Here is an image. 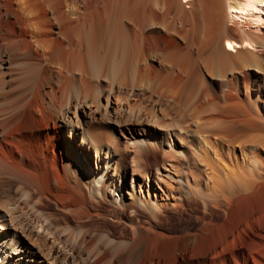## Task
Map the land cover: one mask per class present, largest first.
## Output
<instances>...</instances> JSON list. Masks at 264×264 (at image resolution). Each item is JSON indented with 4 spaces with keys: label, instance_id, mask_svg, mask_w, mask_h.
Listing matches in <instances>:
<instances>
[{
    "label": "bare ground",
    "instance_id": "obj_1",
    "mask_svg": "<svg viewBox=\"0 0 264 264\" xmlns=\"http://www.w3.org/2000/svg\"><path fill=\"white\" fill-rule=\"evenodd\" d=\"M231 2L0 0V264H264V0Z\"/></svg>",
    "mask_w": 264,
    "mask_h": 264
},
{
    "label": "rangeland",
    "instance_id": "obj_2",
    "mask_svg": "<svg viewBox=\"0 0 264 264\" xmlns=\"http://www.w3.org/2000/svg\"><path fill=\"white\" fill-rule=\"evenodd\" d=\"M231 1L234 2V1H240V0H231ZM182 2L188 3V0H182ZM232 13L234 14L235 12L232 11ZM255 13L256 14L260 13L261 15L260 16L261 23L260 25H258L260 29L259 33H257L255 30L256 24L254 22H251L250 19L249 20L247 19L248 13H244V16L240 17L239 19L233 17L230 23V25L232 26L230 25L228 26L236 29L240 39H248V37H250L251 39L252 37L251 40L257 41V43L261 44L262 42L257 38V34L264 36V5L261 6V8H257ZM256 51L258 52L257 57L262 61V64H264V48L256 49ZM248 52L250 54V51ZM263 69H264V65H263ZM234 76L240 79V76H238L237 74ZM244 76H245L247 87L250 86L252 88V97L249 100L250 103L253 102L257 106H259L261 109L264 110V72L261 74H256L252 70V72L251 71L244 72ZM213 89L215 90V86H213ZM243 94H244V91L242 89V95Z\"/></svg>",
    "mask_w": 264,
    "mask_h": 264
}]
</instances>
